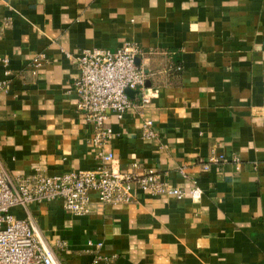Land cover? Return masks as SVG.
Segmentation results:
<instances>
[{
	"label": "crops",
	"instance_id": "0c3cea01",
	"mask_svg": "<svg viewBox=\"0 0 264 264\" xmlns=\"http://www.w3.org/2000/svg\"><path fill=\"white\" fill-rule=\"evenodd\" d=\"M127 43L142 48L149 83L122 118L108 114V167L155 171L185 197L136 187L129 205L91 193L86 216L60 201L10 213L37 226L64 264H264V0H0V56L14 73L0 92V169L13 182L96 171L72 58ZM146 121L157 139L142 138Z\"/></svg>",
	"mask_w": 264,
	"mask_h": 264
},
{
	"label": "built area",
	"instance_id": "2783aa9c",
	"mask_svg": "<svg viewBox=\"0 0 264 264\" xmlns=\"http://www.w3.org/2000/svg\"><path fill=\"white\" fill-rule=\"evenodd\" d=\"M142 55L143 50L139 45L127 43L115 52L86 49L78 57L69 56L79 69V77L74 83L79 98L77 110L95 126L92 144L102 165L96 171L69 172L57 176L36 172L20 177L16 182L0 169V264H64L38 227L16 219L10 213L12 208L60 201L66 212L74 216H86L92 209L91 193L98 195L102 205H129L134 201L136 187L154 196L185 197L182 189L163 181L162 176L155 171L133 178L113 172L108 167L115 160L113 153L104 152L114 134L107 126L108 114L113 113L122 118L133 106L128 91L142 94L145 90L149 74L137 64ZM44 58V55H39L32 61L34 74H38ZM0 66L5 75V79L0 81L1 92L9 90L14 73L8 57L0 56ZM151 101L150 95H142L144 105ZM157 137L153 122L146 121L142 138L154 140ZM190 195L198 200L202 190L195 186ZM98 246L102 247V244ZM105 261L97 257L90 264H103Z\"/></svg>",
	"mask_w": 264,
	"mask_h": 264
},
{
	"label": "water",
	"instance_id": "95a60500",
	"mask_svg": "<svg viewBox=\"0 0 264 264\" xmlns=\"http://www.w3.org/2000/svg\"><path fill=\"white\" fill-rule=\"evenodd\" d=\"M149 81H147V85H148ZM137 92L135 91H128V94L132 97L134 94H136Z\"/></svg>",
	"mask_w": 264,
	"mask_h": 264
},
{
	"label": "trees",
	"instance_id": "16d2710c",
	"mask_svg": "<svg viewBox=\"0 0 264 264\" xmlns=\"http://www.w3.org/2000/svg\"><path fill=\"white\" fill-rule=\"evenodd\" d=\"M178 70H180V68Z\"/></svg>",
	"mask_w": 264,
	"mask_h": 264
}]
</instances>
